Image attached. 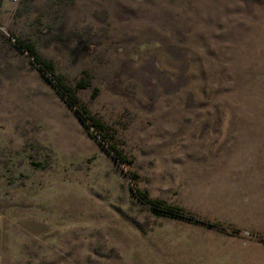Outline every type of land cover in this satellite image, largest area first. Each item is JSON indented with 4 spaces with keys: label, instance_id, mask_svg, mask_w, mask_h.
<instances>
[{
    "label": "rangeland",
    "instance_id": "374dc122",
    "mask_svg": "<svg viewBox=\"0 0 264 264\" xmlns=\"http://www.w3.org/2000/svg\"><path fill=\"white\" fill-rule=\"evenodd\" d=\"M0 264H264V0H0Z\"/></svg>",
    "mask_w": 264,
    "mask_h": 264
},
{
    "label": "trees",
    "instance_id": "16d2710c",
    "mask_svg": "<svg viewBox=\"0 0 264 264\" xmlns=\"http://www.w3.org/2000/svg\"><path fill=\"white\" fill-rule=\"evenodd\" d=\"M17 42H18V46H20L21 48L27 50L33 57V59L35 61H37L39 68H41V70L46 74V76L51 80L52 79V68H53V63L40 55V53L38 52L37 48L35 47V45L24 38H21L20 36L15 35ZM54 84L58 87V89H60V91L63 93V95H66L67 98L69 99V101H71L73 104L76 102V96L74 95V93L59 79H53ZM85 82L83 81H79L78 86H85ZM97 88L95 87L93 90V93L97 92ZM76 110L79 114V117L81 118V120L85 121L86 119V115L84 113H82L80 111V108L78 106H76ZM88 118V117H87ZM87 124L93 125V127L95 129H100L102 127V123L99 119H92L91 122H86ZM116 156L120 159H122L123 157H121V155L119 153H116ZM139 195L149 201L152 204V207L159 211V212H168V213H176V212H180V209L175 208V207H171L169 205H163L161 203V201H159L158 199H153L150 198L146 192L140 191L139 190Z\"/></svg>",
    "mask_w": 264,
    "mask_h": 264
}]
</instances>
